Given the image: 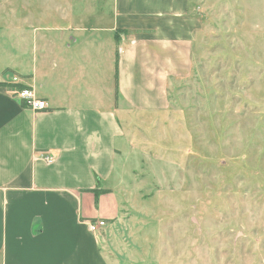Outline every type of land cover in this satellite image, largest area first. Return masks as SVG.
Segmentation results:
<instances>
[{"label": "crops", "instance_id": "crops-1", "mask_svg": "<svg viewBox=\"0 0 264 264\" xmlns=\"http://www.w3.org/2000/svg\"><path fill=\"white\" fill-rule=\"evenodd\" d=\"M189 1L112 0L105 23L56 8L0 28V264H107L86 225L118 216L122 106L169 108L202 29ZM18 86L46 108L27 109Z\"/></svg>", "mask_w": 264, "mask_h": 264}, {"label": "rangeland", "instance_id": "rangeland-1", "mask_svg": "<svg viewBox=\"0 0 264 264\" xmlns=\"http://www.w3.org/2000/svg\"><path fill=\"white\" fill-rule=\"evenodd\" d=\"M56 8L85 26L112 0H0V28ZM188 14L202 29L167 111L122 106L119 212L94 234L107 264H264V0H191Z\"/></svg>", "mask_w": 264, "mask_h": 264}, {"label": "built area", "instance_id": "built-area-1", "mask_svg": "<svg viewBox=\"0 0 264 264\" xmlns=\"http://www.w3.org/2000/svg\"><path fill=\"white\" fill-rule=\"evenodd\" d=\"M15 96L22 102V104L30 110L33 111H42L46 108V105L43 100L38 99L32 91L28 89L23 90H16ZM45 161L51 162V157H45ZM105 226V222L102 220L94 221V222H88L86 225L87 231L90 234H96L100 228Z\"/></svg>", "mask_w": 264, "mask_h": 264}, {"label": "trees", "instance_id": "trees-1", "mask_svg": "<svg viewBox=\"0 0 264 264\" xmlns=\"http://www.w3.org/2000/svg\"><path fill=\"white\" fill-rule=\"evenodd\" d=\"M23 89H25V88L24 87H19V86L17 88L18 91L23 90Z\"/></svg>", "mask_w": 264, "mask_h": 264}]
</instances>
